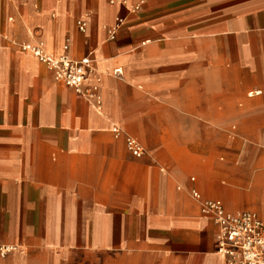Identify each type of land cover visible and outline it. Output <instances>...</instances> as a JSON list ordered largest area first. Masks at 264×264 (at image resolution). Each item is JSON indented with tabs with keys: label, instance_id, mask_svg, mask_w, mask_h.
Masks as SVG:
<instances>
[{
	"label": "crops",
	"instance_id": "1",
	"mask_svg": "<svg viewBox=\"0 0 264 264\" xmlns=\"http://www.w3.org/2000/svg\"><path fill=\"white\" fill-rule=\"evenodd\" d=\"M67 39L102 112L22 49ZM192 190L264 221V0H0V264H224Z\"/></svg>",
	"mask_w": 264,
	"mask_h": 264
},
{
	"label": "built area",
	"instance_id": "2",
	"mask_svg": "<svg viewBox=\"0 0 264 264\" xmlns=\"http://www.w3.org/2000/svg\"><path fill=\"white\" fill-rule=\"evenodd\" d=\"M111 4H121L128 14L139 12L144 0H110ZM126 18L118 16L114 23L105 25L109 40H114ZM81 32H85L88 23L80 19L76 23ZM71 40L64 44V53L55 55L48 52L43 42L37 44H24L22 49L33 54L40 62L46 64L53 72L55 80L73 88L75 92L88 99L98 112H102L103 98L100 92L101 79L95 75V67L91 57L74 59L70 53ZM116 135L123 130L113 126ZM126 145L129 152L135 157L145 155L142 144L134 137L125 134ZM192 197L200 203L202 214L210 216L219 226L218 252L224 258V264H264V221L252 212L231 214L226 212L219 201L204 199L197 190H192ZM16 250L10 244H0V257L6 256Z\"/></svg>",
	"mask_w": 264,
	"mask_h": 264
},
{
	"label": "rangeland",
	"instance_id": "3",
	"mask_svg": "<svg viewBox=\"0 0 264 264\" xmlns=\"http://www.w3.org/2000/svg\"><path fill=\"white\" fill-rule=\"evenodd\" d=\"M263 139V138H262Z\"/></svg>",
	"mask_w": 264,
	"mask_h": 264
}]
</instances>
